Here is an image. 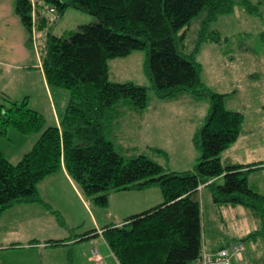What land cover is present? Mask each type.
<instances>
[{
    "label": "trees",
    "instance_id": "obj_1",
    "mask_svg": "<svg viewBox=\"0 0 264 264\" xmlns=\"http://www.w3.org/2000/svg\"><path fill=\"white\" fill-rule=\"evenodd\" d=\"M263 3L264 0H14L15 14L28 35L26 45L34 48L36 42L47 85L66 90L69 99L59 126L46 127L43 116L28 108L26 99L18 103L5 98L8 105L0 104L1 126H12L23 135H38L16 164L0 156V215L20 203L48 207L37 185L63 166L83 196L100 208L108 206L110 192L150 187L161 190L163 201L158 206L102 229V238L117 264H194L206 251L200 203L195 198L203 187L212 189L216 204L242 205L260 222V228L240 241L264 238V195L247 182L248 174L264 163L221 164L219 156L237 141L244 117L226 109L223 94L204 86L196 59L203 42L220 43V32L210 27L221 16L238 7L261 17ZM68 7L89 14L94 21L79 26L67 37L53 35L50 25L55 19L48 9L52 8L58 18ZM202 13L196 47L185 53L186 27ZM136 50L145 52L143 70L149 87L110 82L107 61ZM148 90L159 100L186 94L208 101L204 124L191 138L199 152L192 168L172 171L146 155L124 157L114 149L110 130L118 107L144 110L149 104ZM153 151L168 160L165 151ZM218 178L222 179L220 185L215 184Z\"/></svg>",
    "mask_w": 264,
    "mask_h": 264
},
{
    "label": "rangeland",
    "instance_id": "obj_2",
    "mask_svg": "<svg viewBox=\"0 0 264 264\" xmlns=\"http://www.w3.org/2000/svg\"><path fill=\"white\" fill-rule=\"evenodd\" d=\"M249 1L255 3L256 0ZM259 10L261 17L247 14L238 7L231 14L221 16L210 27V30L220 32V43L203 42L196 55L201 66L200 77L204 86L213 92L223 94L226 109L240 112L244 117L237 141L219 156L223 166L264 163V36H260L264 33V3ZM203 18L204 13L195 17L186 27L183 50L185 53L189 54L196 47ZM91 21L93 22L94 18L89 14L68 7L55 22L51 21L50 32L59 37H67L79 26ZM249 34L251 36H247ZM38 35L35 37L37 38ZM39 37H41L39 43L42 45L43 34ZM35 44L34 48L29 50L36 55L38 52ZM144 59L145 52L141 50L133 51L125 57L109 59L108 80L115 83L133 82L149 87V81L143 70ZM38 77V72L34 71L33 84L23 86L17 83L16 89L9 90V100L21 103L26 99L28 108L43 116L45 127L53 126V111L56 110L59 116L62 115L68 103V93L63 89L50 88L48 89L50 97L47 98ZM25 94L28 96L26 97ZM148 98L149 108L144 111L143 120L136 117L137 112L125 109L126 116L133 114L128 120L132 119L135 127L143 122L140 130L132 127L128 120L121 126L114 124L115 150L129 157L144 154L169 170L182 171L188 167V169L192 168L198 161L199 152H196L192 146L189 135L204 124L209 109L208 101L186 94H180L172 100H159L151 90H148ZM0 104L8 105L5 98L0 99ZM34 138H38L37 135H23L12 126L0 125V156L16 164L30 150ZM155 146L171 148L169 161L147 150L148 147ZM247 182L251 189L264 195V165L260 169L251 171L247 176ZM215 184H222V179H216ZM74 187L76 190L70 187L65 189L67 205L61 206L64 208L62 211L67 223L76 220L78 215L79 219L90 228L95 218L101 228L119 223L124 217L144 211L151 205H158L163 201L161 190L158 187H150L144 189L142 193L137 190L110 192L108 206L100 208L91 199L85 198L81 192H78L79 188L76 185ZM78 193H81L87 206ZM195 198L200 203L202 242L208 252L210 248L217 250L233 241H240L250 232L260 228V222L246 207L216 204L210 187H203ZM91 241H88L89 246L88 244L82 246L83 253L90 250ZM242 243L245 245L250 264H264V238ZM102 246L105 247L107 255L104 256L100 251L103 257L100 264H116L109 257L108 247L100 237V248ZM64 247L49 249L48 257L67 262V254L71 246ZM22 253V250L13 252L0 250V264L44 262L34 261L32 253L29 257ZM89 258L88 255L90 264H94Z\"/></svg>",
    "mask_w": 264,
    "mask_h": 264
},
{
    "label": "crops",
    "instance_id": "obj_3",
    "mask_svg": "<svg viewBox=\"0 0 264 264\" xmlns=\"http://www.w3.org/2000/svg\"><path fill=\"white\" fill-rule=\"evenodd\" d=\"M27 37L28 35L25 29L23 28L22 24L20 23V20L15 14L14 0H0V99L3 98L9 99L10 98L8 95L9 90L16 89L17 83L23 86L25 85L30 86L31 84H33L34 71L38 72V76H39L38 81L41 82L42 87L44 89V93L47 95V98L50 97V90H48L50 88L46 83L44 73L41 68L40 59L38 57V54L36 53L35 55V53L30 51L29 47L26 45ZM27 96L28 95H26V97ZM147 107L142 111L129 109L128 107L125 106L118 107L117 109L118 115L112 121L113 122L112 130H110V135H111L110 139L113 145H114V124L121 126L123 122H125L126 120L130 119L133 116V114L126 116L125 109H129L134 112H137L138 114H136L137 115L136 117H139L140 120H143L145 113L144 111H146ZM53 114H54V125L59 126L60 116L58 115L56 110L55 112L53 111ZM131 120L130 121L128 120L130 122L129 124L132 127H135V124ZM132 123L134 125H132ZM142 126H143V122L136 125L135 128L136 130L138 129L140 130ZM199 128L200 127L190 132L189 137L191 136L192 138L193 134ZM118 137L120 138V136ZM37 139L38 138L33 139L32 144L30 143L31 147L33 146V144ZM119 140L122 141V139ZM26 142L27 139L25 140V143ZM154 148L165 151L168 155L167 161H169V154H171L170 147L165 148L164 146H160V147L155 146V147H148L147 150L150 152H154L153 151ZM124 157H129V156H124ZM188 168L185 170H188ZM74 186H75L74 182L69 177L65 168L62 166L59 171L45 177L37 185L38 194L42 199V201L45 202L46 205H48V207H45L44 205L38 203H32V204L20 203L13 205L9 209L2 212L0 215V250L2 251L7 250L11 252L22 250L23 251L22 255L28 257L32 253L34 261L35 260L44 261L40 263L38 262L39 264H64L63 262H65L66 260L64 261L62 259L59 260L58 258L53 259V257H48L49 253L47 251L53 248L60 249V248H65L64 246L67 247L71 246L68 250L67 262H65V264L66 263L90 264L88 260V255L90 256V250L92 248H96L99 256L101 257V260L95 262L92 260L91 256L89 259H91L90 260L91 263L100 264V262L103 261V257L100 255V251L104 254V256L107 255V251L105 247L102 246L100 248V237L103 240L101 232L106 225L100 228L99 223L95 218L92 220L91 222L92 227L90 228L89 226H86L85 223L79 219L78 215L76 220H72L69 221V223H67L65 215L62 211V209L64 208L61 206L67 205L65 189L70 187L76 190ZM142 191L143 190H139L140 193H142ZM80 194L81 193H78V195L84 202V205L87 206L83 196ZM158 205H153V206L151 205L146 210H149ZM56 215H58L62 219V224L58 222ZM131 215L134 214H130L128 216ZM125 218L126 217H124L121 222L113 223V224L120 225L123 223ZM89 240H92L91 241L92 247L90 248V250L83 253L84 249L82 248V246L84 244H88L89 246L90 244L88 243ZM215 250L216 249L210 248V252ZM109 257H111L115 261L110 250H109ZM115 263L117 264L116 261Z\"/></svg>",
    "mask_w": 264,
    "mask_h": 264
},
{
    "label": "built area",
    "instance_id": "obj_4",
    "mask_svg": "<svg viewBox=\"0 0 264 264\" xmlns=\"http://www.w3.org/2000/svg\"><path fill=\"white\" fill-rule=\"evenodd\" d=\"M48 11L56 20L57 16L54 15L53 9L49 8ZM90 256L95 262L101 260L96 248L90 250ZM195 264H250V261L245 245L241 241H233L215 251H203L195 260Z\"/></svg>",
    "mask_w": 264,
    "mask_h": 264
}]
</instances>
